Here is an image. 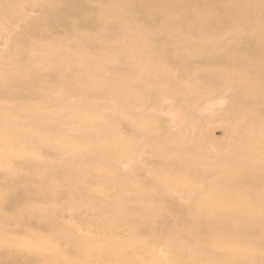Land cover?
<instances>
[{"label":"rangeland","instance_id":"rangeland-1","mask_svg":"<svg viewBox=\"0 0 264 264\" xmlns=\"http://www.w3.org/2000/svg\"><path fill=\"white\" fill-rule=\"evenodd\" d=\"M168 1L10 2L0 75L10 80L27 59L38 78L24 82L25 67L19 94L0 96V261L26 251L19 264H264V82L254 70L264 61V0ZM59 3L72 13L49 27L45 4ZM49 53L55 69L43 71ZM87 61L106 92L84 100ZM236 164L245 181L216 176ZM87 166L103 175L79 180L88 198L70 208L79 193L57 177ZM105 201L120 207L110 218Z\"/></svg>","mask_w":264,"mask_h":264},{"label":"bare ground","instance_id":"bare-ground-1","mask_svg":"<svg viewBox=\"0 0 264 264\" xmlns=\"http://www.w3.org/2000/svg\"><path fill=\"white\" fill-rule=\"evenodd\" d=\"M13 1L14 0H8L7 1L8 3H3L2 11H1V12H3V14H0V19L3 18V16L7 15L8 11H9V7H10V2H13ZM132 2H133V0H131V3ZM169 5H170L169 1L165 0V6L168 7ZM77 7H79V5H77ZM77 7H75V8H77ZM44 11L46 13V22H47L46 25L49 27H52L56 22H60L61 24L65 23L67 16L72 13V9L67 8L64 3H59L57 5L45 4V10ZM140 13L142 15L143 20L146 21L147 16L149 14L145 11H142V10H140ZM139 18H141L140 15H139ZM202 21L213 22V18L212 17H206ZM218 24H219V19H217L213 25L208 27V32H212ZM40 26H41L40 20L39 19L35 20L30 25L29 28L23 29L22 36H25L26 34H29V35L32 34V32L37 31L38 27H40ZM210 30H212V31H210ZM77 42L81 45L86 46V42L84 41V39L82 37H78ZM38 48L42 49L40 47V45H38ZM66 58H67V60H71L70 56H67ZM249 58L252 59V58H254V56L251 55ZM32 64H33L32 60L25 59L24 61H21L20 66L18 65L16 71L6 74V75H9V74L12 75L10 80L5 78L4 77L5 75L4 76L0 75V96L5 94V95H13V97H16V95L19 94V93H17L18 85H15L14 83H16L15 79L18 77L17 74H19L20 71H23L25 67H27V71H26L27 72V78L25 79L24 82L35 81L38 78V72L32 67ZM55 64H56V62L53 60V58L51 57V55L49 53L47 56V60H45L44 63L42 64V67L44 69L43 71H45L48 68L50 70H54ZM254 70L258 71L261 74L263 82H264V61L261 64L257 65L256 67H254ZM87 77H94V80H88L86 83V86H83L82 90L79 93V95L81 96L82 99L86 100L87 96L92 92H100V91L106 92V89H105L106 83L102 82V80L98 74L97 69L93 68L88 61L85 63H82V71H81V75L79 78L82 81H84V80H87ZM12 78H14V81H12ZM238 79L240 82L244 81V77H238ZM12 87L15 89L14 94L11 93V90H10V88H12ZM6 88H8V89H6ZM2 131H3L2 134H5V135L7 134L3 129H2ZM190 157L194 158L195 156L191 155ZM177 161H178V158L175 155L169 156V158H168L169 163L176 164ZM106 163L104 162L103 170H105V169L108 170L106 167ZM84 169L88 170V171L84 172L81 169L78 173H75L73 171V169L70 168L69 171L65 172V175L63 174V175H60L57 177V179H65L67 181V185L71 187L72 194H78L79 193L77 196L72 195L70 197L71 198L70 203H69L70 208L79 209L80 205H85L86 200L88 198L87 197L88 193L86 192V190L84 188H80V190H78L77 185L80 183L79 180L89 179V178L91 179L97 172H99L103 175V170H100L101 169L100 166H99V169L98 168H92L89 166L84 167ZM205 169L210 174H213V168L211 166H207V167H205ZM58 172L61 173L60 170H58ZM230 173L238 174V175L229 176ZM51 175H52V173L48 172L47 176H45L43 178L42 183H41L42 186H44L43 188H44L46 200H49V197H50V194H48L49 191H52V190L55 191L54 183L51 184L49 182V178L51 177ZM108 175H116V174L109 172L106 176H108ZM216 176H219V177L227 176L231 182L237 181L238 183H240V182L245 181V171H244L243 167L241 166V164L234 165L232 167V169H230L229 171L220 170L219 173L216 174ZM81 183H86V182H81ZM227 184L228 183L224 182V181H218L217 182L218 186H226ZM32 195L33 194H31L29 197H31ZM224 196H227L228 199H230L234 202H236V201L239 202V198L241 196V193L239 191H237V192L226 191L224 193ZM104 207H105V212L103 211L101 216L103 218H107V217L110 218L113 215V213L117 210V208L119 207V204L112 203L109 201H105ZM82 209L85 211L87 210L86 208H82ZM21 211H22V209H20V212ZM106 213H107V215H106ZM199 214H200V211L197 212V215H199ZM21 216L22 215H19V218ZM39 216H41L43 218V215H41L40 213H39ZM50 216H51V213H50ZM115 217L119 218V216H117V215ZM198 217L199 216H197V218ZM46 218H48V217H46ZM46 218H44V219H46ZM124 219L129 221L132 218H130V217H126V218L121 217L120 218V220H124ZM258 221H259V219L252 220L253 224L250 225L251 226L249 229L250 232H252V228L255 227V223H257ZM197 224H200V222H197ZM254 230H255V228H254ZM255 233H256V230H255ZM208 238L211 239L210 236H208ZM240 242L243 244V241H240ZM226 243H227V245H229L231 243V241L226 240ZM255 246L257 247V249L260 248L259 245H255ZM1 254H3V251H0V256H1ZM75 255L79 260H84L83 252H81L80 250L76 249ZM26 257H29V254L26 251H21L20 253L14 252V254L11 255L10 257H8V256L6 258L1 257L2 261H0V264H19L20 259L21 258L26 259ZM263 261H264V258H263ZM207 262H208V260H207Z\"/></svg>","mask_w":264,"mask_h":264}]
</instances>
